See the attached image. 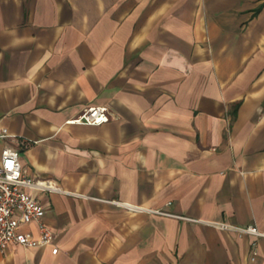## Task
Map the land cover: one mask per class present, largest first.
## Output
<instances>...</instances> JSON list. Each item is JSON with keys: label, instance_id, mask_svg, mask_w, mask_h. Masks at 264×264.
<instances>
[{"label": "crops", "instance_id": "1", "mask_svg": "<svg viewBox=\"0 0 264 264\" xmlns=\"http://www.w3.org/2000/svg\"><path fill=\"white\" fill-rule=\"evenodd\" d=\"M93 106L110 122L66 124ZM5 130L60 192L32 191L53 243L0 264H264L213 226L264 233V0H0Z\"/></svg>", "mask_w": 264, "mask_h": 264}, {"label": "built area", "instance_id": "2", "mask_svg": "<svg viewBox=\"0 0 264 264\" xmlns=\"http://www.w3.org/2000/svg\"><path fill=\"white\" fill-rule=\"evenodd\" d=\"M111 114L107 107L93 106L85 109L75 119L68 121L67 125L102 126L109 123ZM7 137V131H3L0 139ZM33 190L60 192L43 182L33 181L22 174V166L19 161V153L11 148H5L0 157V252L16 244L24 248L46 247L53 243L54 234L44 223L45 210L39 200L33 194ZM132 212L145 211L141 207L117 203ZM162 216L176 217L162 210L149 211ZM36 223L41 237L34 239L31 235L20 232L21 227ZM220 230L233 231L239 235H251L264 238L256 226L238 227L224 223L214 224ZM254 252L256 245H253ZM58 249L53 250L57 254Z\"/></svg>", "mask_w": 264, "mask_h": 264}]
</instances>
